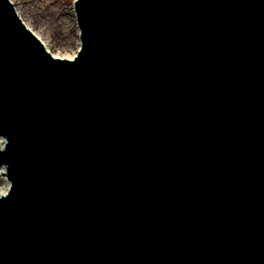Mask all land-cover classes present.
<instances>
[{
  "label": "water",
  "instance_id": "95a60500",
  "mask_svg": "<svg viewBox=\"0 0 264 264\" xmlns=\"http://www.w3.org/2000/svg\"><path fill=\"white\" fill-rule=\"evenodd\" d=\"M73 8L0 0V264H264V0Z\"/></svg>",
  "mask_w": 264,
  "mask_h": 264
},
{
  "label": "bare ground",
  "instance_id": "6f19581e",
  "mask_svg": "<svg viewBox=\"0 0 264 264\" xmlns=\"http://www.w3.org/2000/svg\"><path fill=\"white\" fill-rule=\"evenodd\" d=\"M13 4L16 14L24 23V25L42 42L44 47L54 56L72 58L75 55L77 48H79V41H75V22L74 11L72 5L69 8L67 15H60L56 21V27L63 29L65 34L60 39H56L52 33V26L46 25L43 22L35 20L32 12H35L31 7V3L24 4L23 0H10ZM38 19V18H37ZM46 26V28H45ZM60 38V37H59ZM59 50V52L57 51ZM62 51V53H61ZM4 168L0 169V194H3L8 189V183L3 179Z\"/></svg>",
  "mask_w": 264,
  "mask_h": 264
},
{
  "label": "rangeland",
  "instance_id": "374dc122",
  "mask_svg": "<svg viewBox=\"0 0 264 264\" xmlns=\"http://www.w3.org/2000/svg\"><path fill=\"white\" fill-rule=\"evenodd\" d=\"M23 2L24 4L31 3V7L35 10V12H32L33 18L42 23L47 21L46 25L53 27L52 33H54L56 39L60 42V39L64 37L65 34L63 29L56 27L55 23L60 15L63 16L69 13L68 10L73 0H23ZM57 51L59 52V50Z\"/></svg>",
  "mask_w": 264,
  "mask_h": 264
}]
</instances>
